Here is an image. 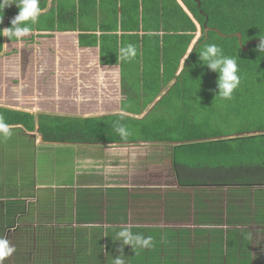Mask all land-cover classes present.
I'll use <instances>...</instances> for the list:
<instances>
[{
	"label": "crops",
	"instance_id": "crops-1",
	"mask_svg": "<svg viewBox=\"0 0 264 264\" xmlns=\"http://www.w3.org/2000/svg\"><path fill=\"white\" fill-rule=\"evenodd\" d=\"M177 1L187 9L181 0ZM132 11L137 27L133 32L121 28L117 32L105 31L100 27L46 32L55 36L52 39L63 49L66 61L60 63L59 69L56 65L54 68L62 70L64 75H72V81L77 76L89 80L87 84H94L100 91L109 90L108 102L113 101L111 104L129 100L130 94L122 101L114 97L119 87L129 85L126 88L132 90L137 81H142L137 89L144 90L143 96H149L148 93L152 96L151 93L160 91V103L177 82L199 42L198 31L201 28L197 23L198 31L187 55L172 81L166 84L160 51L163 43L152 44L144 40L151 35L146 32L149 27L151 31L165 30L164 19L149 16L142 5ZM186 11L192 15L189 10ZM158 20L159 27L155 24ZM164 34L160 32L158 35L162 37ZM22 38L26 39L25 36ZM129 44L134 46L136 55L121 58V49ZM81 45L87 47L82 49ZM145 52L152 55L156 62L160 57L157 72L155 69L150 71L146 66ZM135 74H138L137 81ZM67 84L71 85L65 87L75 86L67 89L69 93L80 91L77 85ZM104 85L107 88H103ZM158 86L161 90L155 91ZM167 87L170 89L164 94ZM111 89L114 93L110 92ZM71 97L73 100H65L82 102L77 95ZM157 97L153 95L155 100ZM149 102L146 107L151 105ZM108 105L103 108L114 114L94 117L133 114L126 113L129 107L124 112L119 105L112 108ZM98 111L101 112L102 107ZM131 117L142 119L146 115L137 112ZM37 128L30 132L22 126H10L7 131L19 130L26 139L24 142L32 144L30 140L37 136ZM3 132L1 129L0 135ZM40 141L41 145L34 139L31 149L52 147L45 144L49 142L43 137ZM177 144L145 141L94 144L90 147L100 150L99 155L85 152L74 158V181L71 184H62L58 188L53 184L39 183L36 178L32 191L23 181L21 192L7 197L0 195V237L2 231H16L17 228L20 231L23 228L24 233L27 228L34 230V239L28 241L33 251L32 264H55V259H60V264H114L113 259L118 255L123 256L125 264H264V237L254 236L264 233V219L258 218V214L264 215V186H216L215 175L209 172L204 180L206 185L185 186L175 169L174 150ZM120 145L121 148H118ZM66 147L73 146L66 144ZM110 149L111 153L107 151ZM25 165L28 168L30 163ZM168 165L173 167L170 169ZM9 168L13 169L8 164L5 170ZM194 174L192 177L197 179ZM228 176L225 180L232 179ZM34 201L36 205H33ZM123 227H129L133 233L145 237L151 236V246L127 245L118 251L121 245L117 242L116 233ZM86 230H90V234L94 232L96 238L92 246H98L100 250L96 254L94 252L92 258L89 254L85 255ZM23 237L9 241L14 246L23 247L26 245ZM51 247L57 248L53 250Z\"/></svg>",
	"mask_w": 264,
	"mask_h": 264
},
{
	"label": "trees",
	"instance_id": "trees-1",
	"mask_svg": "<svg viewBox=\"0 0 264 264\" xmlns=\"http://www.w3.org/2000/svg\"><path fill=\"white\" fill-rule=\"evenodd\" d=\"M181 1L192 15L177 0H50V3L39 0L41 14L37 22H26L30 32L67 31L79 27H100L114 32L121 28L133 32L137 27L132 10L141 5L149 16L164 19L165 30L151 31L149 27L146 32L151 35L144 40L163 43L160 51L166 84L172 81L187 55L198 31L197 23L202 37L177 82L146 118L40 114L37 119L31 112L0 107V120L9 127L22 126L30 132L36 130L38 121L39 132L49 143H178L174 150L175 169L183 185H206V181L192 177L193 172L201 169L204 174L218 173L219 177L224 174L232 178L215 179L216 186H264V53L256 51L259 44L256 41L264 38V0H199L201 7L196 0ZM10 2L13 5L20 0ZM6 3L0 0V31L5 29L8 17L7 27H11V21L19 12V4L5 10ZM155 24L159 27V20ZM160 32L165 34L161 37ZM234 34H241L242 46L239 38L232 36ZM20 40L25 39L12 36L6 40L0 36V54L5 41L16 47ZM207 44L218 45L225 56L238 57L240 85L231 99L216 96L218 76L199 60L198 54ZM246 46L247 51H244ZM144 58L150 71L157 72L160 57L156 62L145 52ZM152 76L157 79L154 74ZM159 92L151 94L157 97ZM117 122L127 127L130 133L127 137L115 131ZM258 218L264 219V215L258 214ZM58 232L60 236V230ZM93 233L86 230L84 239L85 255L91 258L94 252L100 251L98 246H92L96 238Z\"/></svg>",
	"mask_w": 264,
	"mask_h": 264
},
{
	"label": "rangeland",
	"instance_id": "rangeland-1",
	"mask_svg": "<svg viewBox=\"0 0 264 264\" xmlns=\"http://www.w3.org/2000/svg\"><path fill=\"white\" fill-rule=\"evenodd\" d=\"M6 1L7 7L5 10L16 8L15 5L20 4V2H15L12 5L10 0ZM9 19L10 17H8L5 22H7ZM201 30L202 29H199L200 32ZM30 34L31 33L28 35ZM39 36L36 39L34 38V43L30 42V37L25 36V41L20 40L16 47L6 44L4 51L0 54V107L31 112L36 115L37 119L40 114H54L57 116L66 117L71 114H78L77 111L69 107L73 106L74 103L65 100H73L71 97L72 95H77L79 98H82L81 105L86 106V108L91 112L90 114H86V116H96L108 113L114 114L113 111L109 110L108 112L106 108H103V106L107 103L110 104L108 105L109 108L119 105L120 108L124 110V112L126 111L125 108L129 107V110L126 111V113L133 112V114L129 113L130 116L137 115V112H139V114L141 113L147 117L151 113L150 111H153L155 107H157L161 95L159 94L156 100L153 98V95L143 96L144 90L137 89V86L141 87L140 83L142 82L137 81L139 80L137 77L138 74H135L136 78L134 79L137 81V86H134V89L132 87V90L127 89L126 87L129 85H124L122 88L119 87V92L116 93L114 97L115 99H118V101H122V99H125L126 95L128 96V94H130L128 97L129 100L122 104H119L120 102H116L117 104H111L110 102L113 101L108 102V99H110V93L108 92L109 90L103 91L106 89H102L100 91L94 84L88 85L87 83L89 80H83L81 78H77L76 76V79H73L74 81H72V75H63L61 74L62 70L51 69L50 67L46 70H42L41 63H38L37 65L33 64L34 66H32V61L42 62L43 54H41L39 51H41V49H45V45L42 44L43 40L50 44L56 43V41L48 39V36H50L48 34H44L42 36L43 38H40ZM26 53L28 54L27 56L22 55ZM51 60L52 59H50V62ZM46 61L48 60H43V62ZM116 61H118V59H116ZM35 77H39L41 79L37 80ZM67 83L77 85V88H80V91L69 93L70 90L67 89H73L75 86L72 85L73 87H65L66 85H71ZM105 87L106 85H104L103 88ZM169 89L170 87H167L164 94H166ZM159 90H161L160 86H158V89L155 91ZM113 91L114 90L110 92L114 93ZM148 102L151 103V105L146 107L145 105L148 104ZM101 107L102 111L99 112L98 109ZM37 127L38 128L35 133L37 136L32 137V140H30L33 142L32 144H27L24 142L26 139L19 130L3 132V134L0 135L1 196L7 197L9 194L16 195V193L21 192L23 181H25L27 183L25 185L33 191L36 184V178L39 183H46L50 185L53 184L57 187L66 183L71 184V182L74 181V158L78 154L82 155L85 152L90 154L94 152L96 156L100 154V150L91 149L93 145L71 144L73 147H66V144L45 143L48 144V146H52L53 148H47V146H43V148H37L36 150L31 149L32 145L34 144V139H37V141H39V145H41L40 140L43 136L39 132L40 127L38 125V121ZM64 145L65 147H63ZM75 146L82 148H74ZM85 147L89 148L85 149ZM117 147L121 148V145ZM107 151L110 153L112 152L111 149ZM28 163H30V165H28V168H25V164ZM8 164L10 167H13V169L9 168L8 170H5ZM18 166L21 167L17 169ZM167 167L171 169L173 165H168ZM209 167L212 170L213 166L211 165ZM21 173H23V175H21ZM25 174H28L29 177L28 175L25 176ZM195 175L198 180H206V173H202L201 169L196 171L194 176ZM217 175L218 173L215 174V179L226 178V175L224 174L221 177ZM78 185H80V183H78ZM46 196H49V194ZM13 204H16V202ZM33 205H36L35 201L33 202ZM55 206L58 209V205ZM40 212L41 210L37 214L40 215ZM22 230L23 228H20V231H18L17 228L16 231H2L3 235H1V237L12 241L19 239L20 236H24L22 239L26 242V245L23 247L15 246L16 251L10 257L6 258L3 261V264H32L33 259L31 256L33 254H31V252L33 251H31L32 248L29 246L28 241L29 239H34L35 232L34 230L32 231V229L28 228L27 230H24L26 231L24 233ZM263 235L264 233H256L254 236L264 237ZM55 248L51 247L53 250ZM59 260L60 259H55V264H60ZM255 264L257 263L255 262Z\"/></svg>",
	"mask_w": 264,
	"mask_h": 264
},
{
	"label": "clouds",
	"instance_id": "clouds-1",
	"mask_svg": "<svg viewBox=\"0 0 264 264\" xmlns=\"http://www.w3.org/2000/svg\"><path fill=\"white\" fill-rule=\"evenodd\" d=\"M17 7L19 8V12L18 15L11 21V27L0 31V36L6 38L12 36L17 38L24 37L31 31L26 22L35 24L41 14L39 0H20V4ZM198 33L201 39L202 30L201 32L198 31ZM256 51L258 53H264V38H260ZM121 53H123L121 58L136 55L135 48L131 44H129L127 48H122ZM198 56L202 65L206 66L207 69L216 73L218 76L216 82L218 94L216 96L223 99H231L233 92L240 85V76L238 74L239 69L237 64L238 57L225 56L222 49L216 44H207L204 46L203 50L199 52ZM8 127V125L4 124L3 121L0 120V129L7 132ZM114 128L121 137H127L130 134L127 127L120 122H117L114 125ZM116 237L117 242L121 245V249L118 251H122V247L127 245H130L131 247L139 246L141 248H148L152 244L151 236L145 237L143 234L133 233L129 227H123L116 233ZM15 251V246L12 245L7 238L0 237V264H3V261L10 257ZM113 261L114 264H125L122 255L116 256Z\"/></svg>",
	"mask_w": 264,
	"mask_h": 264
},
{
	"label": "built area",
	"instance_id": "built-area-1",
	"mask_svg": "<svg viewBox=\"0 0 264 264\" xmlns=\"http://www.w3.org/2000/svg\"><path fill=\"white\" fill-rule=\"evenodd\" d=\"M29 33H31V34L28 35ZM29 33L27 35H25V36L26 37H30V42L31 43H34L35 42V39L39 35H41V36H39L40 38H43L42 36L44 34H47L46 32H44V33H41V32H29ZM64 33H66V32H64ZM53 37H55V36L53 34L52 35L50 34V36H48V39L53 40L52 39ZM31 38L33 39V41L31 40ZM54 41H56V40H54ZM42 44L45 45V47H44L45 49H41V51H39V52L41 54H43L42 60H45V59L48 60V61H46L47 65H48L47 68L50 67L51 69H55L54 66L56 65V67H58V69H59V66H60V63L59 62L66 63V61H64L65 58L63 57V55H64L63 49H61L60 46H58L56 43H51L50 44V43H48V42H46L44 40H43V43ZM81 47H82V49H84L83 47H87V46H82L81 45ZM22 55L25 56V54H22ZM84 56L86 58L88 57V55H84ZM50 59H52L51 62H50ZM53 59L57 60L58 63L56 64L57 61H55ZM32 63L37 65L38 63H41V62L32 61ZM87 63H88V61H87ZM61 74H63V73H61ZM35 78L37 80H40L41 79L39 77H35ZM65 78H67V77H65ZM69 107L73 108L75 111H77V113L79 115H81V116H79L78 114H76V115L71 114L72 116H79V117H86V118L94 117V115L86 116V114H90L91 112L86 108V106L81 105V102H74L73 106H69Z\"/></svg>",
	"mask_w": 264,
	"mask_h": 264
},
{
	"label": "water",
	"instance_id": "water-1",
	"mask_svg": "<svg viewBox=\"0 0 264 264\" xmlns=\"http://www.w3.org/2000/svg\"><path fill=\"white\" fill-rule=\"evenodd\" d=\"M197 1V3H198V5H199V7H201V2L199 1V0H196ZM185 10H188V9H185ZM205 27H206V31H209L210 29L207 27V24H205ZM216 32H220V31H218V30H215ZM222 36H226V35H223V34H221ZM232 36H237L238 38H239V44H240V46H242V44H241V34H234V35H232ZM227 37V36H226ZM200 40V37H199V39L197 40V42ZM196 42V43H197ZM256 42H260V40H257ZM253 43V42H252ZM250 44V43H249ZM244 49V51H247V46L246 47H244L243 48Z\"/></svg>",
	"mask_w": 264,
	"mask_h": 264
},
{
	"label": "flooded vegetation",
	"instance_id": "flooded-vegetation-1",
	"mask_svg": "<svg viewBox=\"0 0 264 264\" xmlns=\"http://www.w3.org/2000/svg\"><path fill=\"white\" fill-rule=\"evenodd\" d=\"M8 21H9V20H8ZM8 21L5 22V26H6L5 29L8 28V27H7V23H8ZM5 39L7 40L6 37H5ZM6 44L10 45V43H8L7 41H5L4 49H5V47H6ZM3 51H4V50H3ZM27 55H28V54L26 53L25 56H27ZM41 64H42V68H41V69H42V70H46V68L48 67L47 63H46V62H43V60H42ZM31 65L34 66L33 63H32ZM183 69H184V68H183ZM72 117H73V116H72Z\"/></svg>",
	"mask_w": 264,
	"mask_h": 264
}]
</instances>
